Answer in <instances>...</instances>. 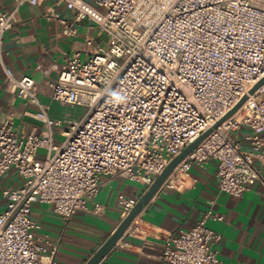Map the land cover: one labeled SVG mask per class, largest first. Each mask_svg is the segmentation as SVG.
Here are the masks:
<instances>
[{"label":"built area","instance_id":"obj_1","mask_svg":"<svg viewBox=\"0 0 264 264\" xmlns=\"http://www.w3.org/2000/svg\"><path fill=\"white\" fill-rule=\"evenodd\" d=\"M43 1L13 0L11 10L0 14V45L19 8ZM58 1L74 12L72 22L59 19L63 33L75 36L73 22L86 19L106 41L85 38L46 83L51 100L84 108L76 120L50 118L34 80L3 67L6 89L40 108L36 117L43 128L22 136L11 116L0 124V177L13 169L21 179L19 187L0 191V264H61L57 246L35 235L33 203L49 205L66 221L79 211L101 212L95 198L103 178L119 175L145 191L244 94L240 108L159 189H181L191 165L214 161L219 192L241 197L259 183L264 198V83L248 94L264 77V0ZM40 149L44 157L37 159ZM137 200L118 196L122 218ZM207 218L221 220L208 212L164 237L162 264H224L216 250L221 236L206 226Z\"/></svg>","mask_w":264,"mask_h":264},{"label":"crops","instance_id":"obj_2","mask_svg":"<svg viewBox=\"0 0 264 264\" xmlns=\"http://www.w3.org/2000/svg\"><path fill=\"white\" fill-rule=\"evenodd\" d=\"M12 7L13 0H0V14ZM73 17L74 12L58 0L24 4L18 10L13 27L1 37L0 124L11 116L13 130L19 135L42 130L43 124L36 117L40 108L6 89L3 67L15 76H29L34 80L38 101L50 118H79L75 109L64 110V104L50 99L46 83L56 79L65 57L82 48L85 38H93L104 45L106 37L86 19L73 22L75 36L63 33L59 19L72 22ZM60 139L56 133L54 141L57 143ZM43 157L44 150L40 149L37 159ZM215 171L214 161L203 166L191 165L181 189H158L101 261L106 264H162L159 251L164 237L190 228L210 212L221 217V220L207 218L206 226L221 236L216 250L224 264H264L261 185L254 183L241 197L222 193L216 187ZM104 180L95 198V203L102 207L98 214L79 211L65 221L54 214L49 205L32 204V217L39 225L35 235L57 246L55 260L59 263L85 264L122 219L118 196L138 199L144 193V185L119 175ZM20 185L21 179L13 169L0 177V191ZM4 205L0 198V210Z\"/></svg>","mask_w":264,"mask_h":264},{"label":"water","instance_id":"obj_3","mask_svg":"<svg viewBox=\"0 0 264 264\" xmlns=\"http://www.w3.org/2000/svg\"><path fill=\"white\" fill-rule=\"evenodd\" d=\"M264 83V77L257 81L248 94H252L260 85ZM247 95L244 94L239 101L228 111L221 119H219L211 128L202 133L198 138H196L192 143L187 145L184 150L174 157L169 164L163 169V171L153 180V182L147 187L144 193L138 198L137 202L133 208L128 212V214L121 219L119 224L116 226L114 231L107 237V239L100 245V247L92 254V256L86 261L85 264H98L102 258L114 247L117 240L122 236L124 231L130 225L135 216L141 211V209L147 204L151 197L160 188L164 179L172 172V170L177 166V164L189 153L191 152L214 128L219 126L225 119L235 113L238 108L245 102Z\"/></svg>","mask_w":264,"mask_h":264},{"label":"rangeland","instance_id":"obj_4","mask_svg":"<svg viewBox=\"0 0 264 264\" xmlns=\"http://www.w3.org/2000/svg\"><path fill=\"white\" fill-rule=\"evenodd\" d=\"M103 44H104V42H103ZM63 109L64 110L75 109L78 117H80L84 113V108L79 107V106H74V105H64ZM63 128H65V125L63 126Z\"/></svg>","mask_w":264,"mask_h":264},{"label":"bare ground","instance_id":"obj_5","mask_svg":"<svg viewBox=\"0 0 264 264\" xmlns=\"http://www.w3.org/2000/svg\"><path fill=\"white\" fill-rule=\"evenodd\" d=\"M238 114H239V112L236 115H238Z\"/></svg>","mask_w":264,"mask_h":264}]
</instances>
